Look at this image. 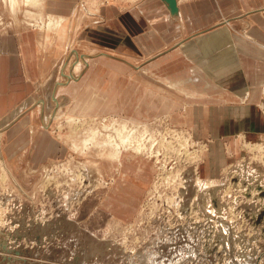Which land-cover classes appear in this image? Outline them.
<instances>
[{
  "label": "rangeland",
  "instance_id": "374dc122",
  "mask_svg": "<svg viewBox=\"0 0 264 264\" xmlns=\"http://www.w3.org/2000/svg\"><path fill=\"white\" fill-rule=\"evenodd\" d=\"M22 1L12 11L9 0H0V30L15 33L20 26L63 38L69 21L62 15L72 11L70 2L74 6L72 45L62 71L72 70L75 77L65 100L61 92L60 100L53 96L56 106L42 108L47 120L33 105L39 97L30 92L0 116V264H264V132L250 137L235 127L237 138L223 143L225 160L214 167L206 160L213 133L194 126V103L207 109L249 96L237 92L243 88L239 77H215L229 72L223 56L202 61L210 26L188 15L183 29L174 30L158 20L160 0ZM179 1L198 9L213 0ZM233 1L231 12L226 5L220 18L240 31V13L259 0ZM49 13L64 18L57 31L47 27ZM152 21L158 22L155 29ZM141 29L153 30L138 45ZM191 39L198 41L182 46ZM249 53L231 69L255 82L262 67ZM37 64L30 62L33 73ZM207 70H214L213 77ZM225 81L233 91L208 85ZM263 88L255 104L264 115ZM33 113L34 126H23ZM124 122L139 125L134 143L142 150H124L120 162L110 143L119 142L116 127ZM143 125L149 128L145 133ZM92 136L97 142L84 148ZM240 163L262 174L238 172ZM211 181L217 196L203 193Z\"/></svg>",
  "mask_w": 264,
  "mask_h": 264
},
{
  "label": "crops",
  "instance_id": "0c3cea01",
  "mask_svg": "<svg viewBox=\"0 0 264 264\" xmlns=\"http://www.w3.org/2000/svg\"><path fill=\"white\" fill-rule=\"evenodd\" d=\"M53 1L56 0H48V3L51 4ZM160 1L163 4V17L158 20H162L167 24H172L174 30L183 29V20L188 15L191 20L196 18L201 25L210 26L207 28L209 30L205 31L208 32V38H206V41L209 52L208 56L204 57L205 60L202 61L210 62L213 60L216 62L218 57L223 56L222 59L224 61V66L229 65V72L228 74H218L215 77H228V79H230V77H239L238 82L241 81L240 83H242L243 88L239 90L240 92L236 91L241 96H244L246 90L249 91L248 99H251L249 102L247 101L248 99L238 104H229L225 101L224 103L220 102L217 106H208L207 109H205V107L201 105L202 103L199 102L194 103L193 106H191L192 117L193 120H195L194 126L196 127L197 132L203 133L206 131L207 133H213L212 138L214 139V142L211 143L210 151L206 156V160L213 164L214 167L218 166L221 161L224 162L225 160L223 143L230 141V138L232 137L237 138L235 127L238 126L237 128L239 130L246 129V132H244L250 135V137H262L264 132V115L258 109L256 110L257 104H255V102L261 99V96L259 97L258 94L264 86V0L261 2L259 0V4L257 3L253 9L240 13L241 16L239 17L246 22L243 21V27L238 26L239 28H242L240 31L237 30V25L232 23L231 20L229 22H224L221 21L220 18L226 9V5H228L229 8L227 11L230 10L231 12V5L229 4H231L233 0H213L211 5L202 8L199 7L198 9L197 7L187 8V6L185 7V5L178 0L179 11L175 15L171 14L164 1ZM73 8L74 6H72L70 2V9L72 11L69 15H62L68 17L69 21L68 26L63 28V38L58 34L47 33V31L40 32L34 30V35L33 31L29 30V28L25 29L20 26L16 27L15 33L0 30V111L1 108L6 111L5 113L1 112L0 116L3 117L6 113L12 111L18 103L23 101L24 95L29 92L39 97L33 105H36L37 108H39L37 109V113L39 111L42 112L43 120H47L49 116L43 113L44 111H42V108L44 109L46 107L50 110L51 107L53 108V106H56L53 100L54 95H56L59 100L61 97H63L64 100L66 99V95L71 91L69 85L72 80L70 81L69 79H71L70 77L73 75H71L72 70L65 71V69H63L62 71V68L63 64L68 61V59H65L67 56L66 52L72 45L71 34L74 24L71 14L73 13ZM253 14L260 16L262 19H257L253 22L250 18ZM48 15L52 16L50 13ZM157 21L156 23L152 21L151 25L153 26V29L157 27ZM193 22L194 21H192V23ZM241 22L242 21H239L238 24ZM151 31L147 29L138 30L140 35L137 42L138 45L140 44V39L145 41L146 39L151 38ZM258 31H261V33L258 34ZM205 32L199 34H205ZM249 35H252V37L249 38ZM197 41L198 40L196 39H191L190 41L183 42L182 46L185 44L193 46ZM220 41L222 42V46ZM178 42H176L175 45H177ZM221 48L223 49L221 50ZM251 50L254 51L252 61H255L256 64L259 62L262 67L259 68L257 66L261 71V74L258 76L259 78L261 77V80L256 77L255 82L249 81V75L245 71H238L235 68L233 70L231 69L233 63H241V61L248 59L247 56L252 55L249 53L252 52ZM148 53H152V50ZM32 60L38 63L37 72L34 73L30 66ZM240 67H242V65ZM87 70H85L84 73ZM84 73H82L80 77H76L81 79ZM207 73L209 74H205L207 77H213L214 70L213 72L207 70ZM61 77L66 78H64V81L59 82ZM246 78L247 80L242 82V79ZM48 82L51 83V88L50 85L49 87L46 86V83ZM226 84L225 81V84H221L220 87H217L215 83L212 85L208 83V85L219 88V90L225 89L227 91H233L231 85L226 86ZM207 87L208 86H206V88ZM61 92L63 93L60 97L59 95ZM40 100L43 102L40 103ZM24 106L25 103H23L19 109L24 108ZM254 110H256L255 113L253 112ZM35 115L36 113H33L32 116L28 115L27 119L23 121V126L31 122L32 128L34 126L32 120H34ZM247 126L250 129L247 128ZM117 159L120 162L122 161L120 157ZM238 169V172H246V170H249L254 174H262V171L258 170V168H255L256 171H254L246 167L243 163H240ZM258 177L262 178L263 176ZM221 203H219V206ZM214 204L216 203L214 202ZM257 213L258 212H256V217ZM262 235H264V233H262Z\"/></svg>",
  "mask_w": 264,
  "mask_h": 264
},
{
  "label": "bare ground",
  "instance_id": "6f19581e",
  "mask_svg": "<svg viewBox=\"0 0 264 264\" xmlns=\"http://www.w3.org/2000/svg\"><path fill=\"white\" fill-rule=\"evenodd\" d=\"M34 1L35 0H23L22 2L24 3V4H26V5H28V4H32V3H34ZM38 1V0H37ZM37 1H36V3H37ZM9 3H10V8L12 9V11H15L16 9H18V5L20 4V0H9ZM45 3V2H44ZM41 14V13H40ZM28 15L30 16V14L28 13ZM36 15V14H35ZM32 17V16H31ZM33 17L35 18V16L33 15ZM50 18H49V21H48V24H47V27L48 28H50L49 30L50 31H57V29H58V27L60 26V24H61V22H62V20L64 19L63 17H60L59 19L60 20H54V19H52L51 17H53V16H49ZM31 20V19H30ZM37 20V19H36ZM37 23H39V22H37ZM83 62H84V65L85 64H87L88 63V61L86 60V59H84L83 58ZM82 66V65H81ZM65 68V67H64ZM77 68H78V65H77ZM77 71V70H76ZM75 74L73 73V76H74ZM67 77H68V75H67ZM70 77V76H69ZM75 77V76H74ZM71 78V77H70ZM264 87V86H263ZM264 89V88H263ZM249 95V91H247L246 90V92H245V97H247ZM40 102L42 103L43 101L42 100H40ZM118 120V119H117ZM71 121V120H70ZM127 121V120H126ZM113 122V121H112ZM129 123V122H128ZM81 124V123H80ZM131 124V123H130ZM140 124V123H139ZM138 124H133V126L134 127H136ZM121 127H116V130H117V133H118V135H120V139H119V142L117 143H110V144H114V147H113V149H111V151L112 152H110L111 153V155L113 156V157H116V158H119L120 157V155H121V153L124 151V150H129V149H135V151H141L142 150V147L140 146V145H136L135 143H134V138H135V134L136 133H138L137 132V130H136V133H135V129H134V127H131L130 125H128L126 122H124V123H122V125H120ZM139 126V125H138ZM83 127V126H82ZM128 128H130V130H127ZM148 128V126L146 127V125H143V130H142V126H141V130H142V132L143 133H145V131H146V129ZM149 129V128H148ZM138 130H139V128H138ZM141 130H140V132H141ZM154 130V129H153ZM152 130V131H153ZM92 131V130H91ZM92 133V132H91ZM142 134V133H141ZM108 135V134H107ZM146 135V134H145ZM139 137V136H138ZM141 137V136H140ZM154 137V136H153ZM95 137H90V138H88V139H85L84 140V142L82 143V144H84V145H82L84 148H87L91 143H93V142H97V141H95V139H94ZM141 138H139L138 139V141L140 140ZM143 139V138H142ZM93 140V141H92ZM111 141V140H110ZM139 142H141V141H139ZM144 144V143H143ZM76 145V144H75ZM254 145V144H253ZM79 146V145H78ZM81 146V145H80ZM153 146V145H152ZM170 146V145H169ZM83 147H82V150H83ZM103 147H104V145H103ZM249 147V146H248ZM257 147H259V146H257ZM262 148V147H261ZM90 149V148H89ZM253 149H255V148H253ZM85 151V150H84ZM244 176V175H243ZM252 176H254V175H252ZM237 177V176H236ZM239 178V177H238ZM252 178V177H251ZM242 180V179H241ZM240 180V181H241ZM245 180H246V178H245ZM250 180V179H249ZM199 182V184L201 183V181L202 180H198ZM244 181V180H243ZM252 181H253V179H252ZM245 182V181H244ZM248 182V181H247ZM256 182V181H255ZM209 184H206V188H205V190H203V193L205 194H210V193H212L214 196H217V194H218V188L216 187V186H214V185H210V183H213V184H216L215 182H213V181H211V182H208ZM249 183V182H248ZM250 188H252V186L250 187ZM254 188V187H253ZM252 188V189H253ZM256 188V187H255ZM259 188V187H258ZM259 191V190H258ZM248 193V192H247ZM246 193V194H247ZM256 196V195H255ZM258 196V195H257Z\"/></svg>",
  "mask_w": 264,
  "mask_h": 264
},
{
  "label": "water",
  "instance_id": "95a60500",
  "mask_svg": "<svg viewBox=\"0 0 264 264\" xmlns=\"http://www.w3.org/2000/svg\"><path fill=\"white\" fill-rule=\"evenodd\" d=\"M162 1H164L167 4L171 14L175 15L178 13L179 11L178 0H162Z\"/></svg>",
  "mask_w": 264,
  "mask_h": 264
}]
</instances>
